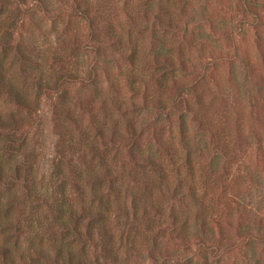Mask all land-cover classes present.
<instances>
[{
  "label": "trees",
  "instance_id": "1",
  "mask_svg": "<svg viewBox=\"0 0 264 264\" xmlns=\"http://www.w3.org/2000/svg\"><path fill=\"white\" fill-rule=\"evenodd\" d=\"M93 2L72 0L73 15L89 20L93 44H85L82 49H93L94 56L86 76L66 71L54 77L43 67L37 79L36 100H50L55 114L64 109L61 115L70 118L72 111L66 104V90L60 88L66 82L80 79L85 89L91 86L87 89L96 90L92 93L96 98L101 65L115 61L123 65L121 61H126L131 68L123 70V74L130 81V96L112 98L126 121L125 132L114 129L108 136L99 127L96 132L99 139L91 140L87 151L76 152L78 157L73 156L69 161L74 177L70 178V187L63 182L67 175L59 155L54 176L58 182L59 176L62 180L52 192L47 183H42L44 180L39 181L24 168L27 161L23 149L28 136L16 143L19 130L8 132V138L0 144V256L3 259L0 264H16L18 256L26 264H109L96 253L90 255L88 246L81 242V239L96 240V234L113 263L122 264L111 246L117 242L113 228L122 224L129 225V229L118 228L116 232H122L119 238L124 234L130 237V231L138 224L146 227L144 238L151 240L146 250L151 264H264V208L254 204L250 194L245 193V188L258 186L260 173L264 175V140L245 131L246 110L238 106L241 100L235 99V94L250 91L246 68L249 62L242 58V76L238 78L232 61L229 74L237 91L225 93L223 85L213 83L217 59L212 58L202 66L193 61L187 47L198 44L192 43L187 29L181 30L182 37L175 35L176 16L168 12L169 7L161 4L167 13L165 18L148 3L149 9L130 15L132 25L126 38L121 32L113 31L106 39L90 12L95 8ZM9 4L13 1L0 0V11ZM257 5L253 0L243 1L247 21ZM139 15L141 21L136 18ZM254 21L262 24L258 14ZM16 25L13 16L5 28L14 29ZM1 31L2 28L0 86H8L20 101L17 74L7 76L8 68L14 67L13 61L8 62L14 59L8 56L11 32L7 28L3 34ZM180 38L185 40L184 47ZM179 43L181 47L175 52ZM114 45L117 48L109 53L107 47ZM67 60V56H60V62L66 64ZM142 67L148 69L147 74L137 71ZM106 74L114 87L116 79L112 81L109 72ZM59 89L57 102L53 104V93ZM112 148L117 156L124 152L123 160L112 155ZM141 168L151 170V178L147 176L143 182L148 198L145 201L133 194L129 206L123 187L131 186ZM81 190L89 192L88 199L75 196ZM28 202L34 207L31 215L28 208L15 216L10 213L13 206ZM40 204L49 208L45 215ZM114 204L120 213L114 216L115 225L109 222L110 218L113 221ZM122 216L133 223H122ZM9 235H18L15 244L7 240ZM20 236L27 239V246H21ZM75 240L80 243L73 244ZM162 241L168 244L167 249ZM135 247L132 244L129 249Z\"/></svg>",
  "mask_w": 264,
  "mask_h": 264
},
{
  "label": "rangeland",
  "instance_id": "2",
  "mask_svg": "<svg viewBox=\"0 0 264 264\" xmlns=\"http://www.w3.org/2000/svg\"><path fill=\"white\" fill-rule=\"evenodd\" d=\"M12 1L13 4L5 6L0 11V29L2 28V34L6 28L11 32L12 40L8 48V56L14 59L8 60V62L11 63L13 61L14 67L8 68L9 71L7 70L8 72H6L8 77L10 74H17L19 78L18 88L21 90L22 97L19 101L17 96H15L16 92L12 91L8 86H0V115H2L0 120V144L8 138V132L19 130L15 139L16 143L20 142L21 137L28 136L23 149L27 161V165L24 168L31 172L33 176H36L39 181L44 180L42 183H47L52 192L62 180V177L59 176L58 182L54 176L59 155H62L67 175L66 180L63 182L70 187V178L74 177L69 168V161L73 156L75 158L78 157V155H75L76 152L87 151V144L91 140L99 139L96 135L98 128L103 127L104 133L108 136L112 134L114 129L119 132H125L126 121L122 117L121 112H118L115 105H113L112 98L121 97L123 99V96H130L128 91L130 81L123 74V70H129L131 66L128 62L121 60L123 65L116 61L115 64L111 65H109L110 63L102 64L99 73L100 89L96 98L92 94L96 90L87 89L91 86H87L85 89L80 79L75 83L66 82L60 89L66 90V104L71 109L72 116L68 118L66 114L61 115L64 109L57 111L55 114L50 100H36L38 98L36 87L40 69L44 67L43 69L54 74V77L66 71H75L82 76H86V70L93 61L94 56L93 49L89 47L82 49L85 44H93L92 40H90L89 20L82 16L73 15L72 0ZM93 1L95 8H92L90 12L98 20V26L102 29L100 34L106 39L111 37L113 31L121 32L126 38L128 28L132 25L130 24V20H132L130 15L149 9L148 3L151 2L153 10L161 13V16L165 18H167V13L162 10L163 6L161 4L169 7L168 12H173L176 16L175 35L181 36V30L187 29L189 37L193 39L192 43L195 41L198 44H195V47L186 46L188 48L187 52H192L193 61L202 66V63L209 62L212 58L217 59L218 70H216V80L213 83L223 85L225 93L233 94L237 91L236 84L230 80L229 72L232 67V61H235L233 68L238 73V78H241L243 70L241 61L242 58H246L249 62L246 68L250 77V91L246 94H235V99H240L241 103L238 106L246 110L245 131H250L254 136L256 135L259 138L258 140H264V0H253L258 5L253 8L254 14H249L248 21L245 19L246 13L243 11L244 0ZM19 9L21 13H18ZM256 14L261 18L262 24L254 23ZM13 16H15V21L17 22L16 27L14 29H11L13 28L11 26L10 28H5L8 25L9 18L12 19ZM136 18L139 21L142 20L141 15ZM243 20H246L244 25H242ZM110 22L114 23L115 26L110 25ZM163 23V25L166 24L165 20H163ZM180 39H182L181 43L184 47L185 40L183 38ZM1 47L2 44L0 45V50L2 49ZM112 47H107L109 53L114 52V49L117 48L116 45ZM179 47H181L180 43L176 44L174 51H179ZM61 55L68 57L67 65L60 62ZM137 71L145 75L148 69L142 67L137 69ZM6 72L4 71V73ZM106 72H109L112 81L113 78L116 79L114 87L107 81ZM5 84L9 85L8 83ZM60 89L58 92L53 93V104L57 102L56 96L60 93ZM102 98H105L106 101L105 99L102 100ZM61 103L63 102L59 104L62 105ZM249 104L250 107L247 108L246 105ZM235 121H237V116H235ZM175 129L178 130L177 128ZM115 153L117 151L112 148V155L117 156ZM112 155L111 159L114 156ZM117 157L119 160H123L124 152H122V155L119 153ZM81 164L85 165L83 159H81ZM137 173L138 175L132 181L131 186L125 185L123 187L126 203H129V206L130 198L133 194H137L140 199L145 201L148 198L143 182L147 176L151 178V170L141 168ZM260 174V181L256 183L257 187L244 188L245 193L250 194V199L253 198L254 204L264 208V203H260L264 199V175ZM74 194L78 198L84 197L88 199L90 196L89 192H83L82 190ZM26 204L20 203V206L16 204L17 206H13L10 213L15 216L20 214L21 209L28 208L27 213L31 215L34 207L31 202ZM40 205H42L41 210L45 215L49 208L44 204ZM111 213L113 214V221L110 218L109 222H113V225H115L117 219L114 216L120 214L116 211V204L111 208ZM251 216L253 215L251 214ZM121 220L122 223L124 221L133 223V220H129L127 217L124 218L122 216ZM128 227L129 225L125 224L118 226L120 229H129ZM118 228H113L114 234L117 235H115L117 242L111 246L113 251L115 250L120 256L122 264H151L150 255L146 251L151 246V240L147 238L145 240L144 238L146 227L138 224L137 227L133 228V232L130 231L132 234L130 237L124 234L122 238H119L122 232H119V234L116 232ZM95 237L96 240L94 241L81 239V242L88 246L90 255H95L96 253L106 263L114 264L112 256L104 249V243H100V236L96 234ZM7 240L11 244H15L16 240H18V235L17 237L9 235ZM19 240L21 246L28 245L25 237L20 236ZM77 243L80 242L78 240L73 242L75 245ZM165 243L166 241H162V245L167 249L168 244ZM132 244H135L136 247L129 249ZM26 248L23 251L26 252ZM262 259H264V255ZM2 261L3 259L0 256V262ZM15 262L16 264H26L19 256ZM248 264L254 263L250 262Z\"/></svg>",
  "mask_w": 264,
  "mask_h": 264
}]
</instances>
